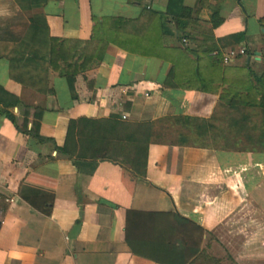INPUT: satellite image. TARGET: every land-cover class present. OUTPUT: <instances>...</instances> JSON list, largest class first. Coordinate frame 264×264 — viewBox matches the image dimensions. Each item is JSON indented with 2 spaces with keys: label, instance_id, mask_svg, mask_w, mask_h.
Returning a JSON list of instances; mask_svg holds the SVG:
<instances>
[{
  "label": "crops",
  "instance_id": "crops-1",
  "mask_svg": "<svg viewBox=\"0 0 264 264\" xmlns=\"http://www.w3.org/2000/svg\"><path fill=\"white\" fill-rule=\"evenodd\" d=\"M199 3L0 0V102L27 107L12 109L27 128L43 109L39 133L52 140L40 143L0 115V264H183L218 238L237 197L263 194L264 107L228 105L217 81V90L181 88L172 62L114 44L72 84L59 73L64 62L55 71L32 55L46 53L50 37L89 39L94 18L135 19L144 7L164 13L165 45L194 49L168 9L191 8L202 39L218 4L213 51L243 48L230 63L250 68L255 85L264 0ZM65 144L77 165L57 152Z\"/></svg>",
  "mask_w": 264,
  "mask_h": 264
},
{
  "label": "trees",
  "instance_id": "trees-1",
  "mask_svg": "<svg viewBox=\"0 0 264 264\" xmlns=\"http://www.w3.org/2000/svg\"><path fill=\"white\" fill-rule=\"evenodd\" d=\"M220 1L217 0V3ZM202 2L203 0H200L199 5H202ZM218 10L217 4L213 7L210 15L211 28L205 29V35H202V39H197L194 28L191 27V24L195 22L190 17L193 10L181 4L177 11L168 9L167 14L176 25L179 39L194 40L197 43L194 49L186 47L183 51L165 45L163 38H167L170 34L162 21L164 13L144 7L141 14L135 19L116 16L94 18L93 32L89 39L50 37L48 51L42 55L32 52V55L36 54L38 57L46 59L48 66L55 71L60 70L58 62H64L66 66L59 73L67 76L70 84H72L77 72L84 71L91 64L98 63L105 47L108 44H114L130 53L153 56L172 62L175 68L173 78L181 88L201 91L217 90V87L212 84L217 81L223 85L220 99L228 105L264 107V74L256 77V84L252 86L249 79L250 76L254 75V72L250 68L231 63L222 67L221 53L212 55V51L217 49L212 29L219 26L223 21L218 15ZM211 57H214L215 60H211ZM182 78L183 82L181 81ZM257 94H260V98L256 97ZM13 107H18L19 113L27 112L25 110L27 107L24 106L23 109L21 103L15 100L3 104L0 102V115L7 117L19 132L34 137L40 143L52 141L39 133V120L43 109L34 112L35 121L30 128H27V121L19 122L18 117L13 113ZM56 150L61 157L72 160L75 165L80 160L72 150L67 148V144L56 147ZM176 247V244L172 245L173 249ZM183 264L222 263L219 258L209 254L205 249L199 250L197 247L190 253V259L187 258Z\"/></svg>",
  "mask_w": 264,
  "mask_h": 264
},
{
  "label": "rangeland",
  "instance_id": "rangeland-1",
  "mask_svg": "<svg viewBox=\"0 0 264 264\" xmlns=\"http://www.w3.org/2000/svg\"><path fill=\"white\" fill-rule=\"evenodd\" d=\"M240 197L205 250L222 264H264V191ZM229 218V219H228ZM213 242V243H212Z\"/></svg>",
  "mask_w": 264,
  "mask_h": 264
},
{
  "label": "built area",
  "instance_id": "built-area-1",
  "mask_svg": "<svg viewBox=\"0 0 264 264\" xmlns=\"http://www.w3.org/2000/svg\"><path fill=\"white\" fill-rule=\"evenodd\" d=\"M184 41H185V39H183V42ZM212 54L216 55L217 52L213 51ZM243 54H244V49L243 48L239 49L238 51L229 50L228 52L222 54V56H221L222 57V62L224 64H228V63L234 61L238 57V55H243Z\"/></svg>",
  "mask_w": 264,
  "mask_h": 264
}]
</instances>
